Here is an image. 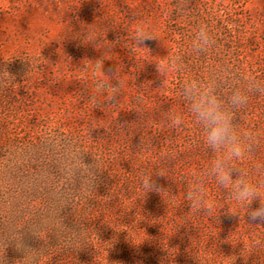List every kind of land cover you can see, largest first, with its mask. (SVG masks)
Listing matches in <instances>:
<instances>
[{
    "label": "rangeland",
    "instance_id": "1",
    "mask_svg": "<svg viewBox=\"0 0 264 264\" xmlns=\"http://www.w3.org/2000/svg\"><path fill=\"white\" fill-rule=\"evenodd\" d=\"M138 25L157 39L137 47ZM198 25L214 45L195 57ZM174 54L183 70L160 76L155 63ZM213 74L264 83V0H0L3 264H264V225L227 213L211 178V211L188 207L211 157L177 91ZM169 110L182 128L165 124ZM234 124L254 137L239 166L264 180V94ZM73 156L83 164L70 175ZM149 175L161 191L145 195Z\"/></svg>",
    "mask_w": 264,
    "mask_h": 264
},
{
    "label": "clouds",
    "instance_id": "2",
    "mask_svg": "<svg viewBox=\"0 0 264 264\" xmlns=\"http://www.w3.org/2000/svg\"><path fill=\"white\" fill-rule=\"evenodd\" d=\"M146 39L157 38L150 29L138 25L132 36V42L137 47H143ZM213 45L214 38L210 30L205 25H198L193 32L188 50L193 56L199 57L207 53ZM155 68L160 76L164 73H179L183 70L182 58L175 54L171 55L165 64L155 63ZM107 88L108 85L104 81H98L96 84L98 93H103ZM117 94L118 89L112 87L108 99L111 100ZM249 94H264V83L253 77L237 83L230 77L221 78L213 74L206 81L187 77L179 86L178 100L199 130L198 143L211 157L208 165L194 175L186 199L188 207L194 213L201 210L211 211V206L206 208L205 187L207 180L211 178L233 205V210L226 211L227 213L238 216V209L243 208L245 220L249 224L264 225V201H262L264 180L253 181L249 173L239 166L254 137L250 132L240 133L234 124V114L247 105ZM164 121L171 128H182L185 124L184 113L169 110L165 114ZM80 164H83L81 157H71L67 165L69 174L75 175L80 172ZM88 168L89 166L85 165V170ZM156 174L165 176L162 172ZM140 183L145 195L150 191H161L152 181V175L141 179ZM254 201L258 202L255 208L252 207ZM22 253L24 257V252ZM31 259H26L25 264H31ZM4 260V256L0 258V264H3Z\"/></svg>",
    "mask_w": 264,
    "mask_h": 264
}]
</instances>
